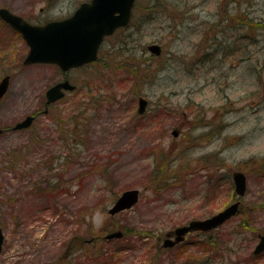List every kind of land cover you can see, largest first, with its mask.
Masks as SVG:
<instances>
[{
	"label": "rangeland",
	"instance_id": "obj_1",
	"mask_svg": "<svg viewBox=\"0 0 264 264\" xmlns=\"http://www.w3.org/2000/svg\"><path fill=\"white\" fill-rule=\"evenodd\" d=\"M79 1L0 7L37 22ZM26 53L0 19V79L10 75L0 102V264H264L253 251L264 234V0H137L131 24L105 39L97 62L70 71L77 90L46 114L45 91L61 75L23 65ZM36 111L27 128H10ZM235 170L246 175L240 212L162 247L167 231L239 198ZM132 188L138 201L110 213Z\"/></svg>",
	"mask_w": 264,
	"mask_h": 264
},
{
	"label": "water",
	"instance_id": "obj_2",
	"mask_svg": "<svg viewBox=\"0 0 264 264\" xmlns=\"http://www.w3.org/2000/svg\"><path fill=\"white\" fill-rule=\"evenodd\" d=\"M133 0H90L81 3L75 12L67 18L49 21L43 25L31 24L21 16L14 14L5 7H0V17L17 29L29 49L23 59L24 64L38 62L55 63L62 70L76 67L91 62L97 57L98 47L105 35L111 34L115 28L125 25L130 16ZM148 49L159 54L161 48L158 44L148 45ZM9 84V75L0 79V101ZM68 79L58 82L46 90V105L55 101L64 94V89H74ZM146 100L139 98V112L144 110ZM46 111V110H45ZM34 116L27 115L18 121L12 129L27 127ZM3 131L0 128V133ZM174 135L176 131H173ZM232 179L235 192L243 195L246 188V178L241 171H234ZM139 197L136 188L123 191L109 209L110 213L130 208ZM239 201L233 202L224 209L205 219H194L188 224L176 227L167 233L163 240V246H172L184 238V234L190 230H209L224 222L230 216L238 212ZM174 234V239L170 235ZM121 231L112 232L106 238L121 236ZM3 242V233L0 226V251ZM264 250V234L259 235V241L254 252Z\"/></svg>",
	"mask_w": 264,
	"mask_h": 264
},
{
	"label": "flooded vegetation",
	"instance_id": "obj_3",
	"mask_svg": "<svg viewBox=\"0 0 264 264\" xmlns=\"http://www.w3.org/2000/svg\"><path fill=\"white\" fill-rule=\"evenodd\" d=\"M53 0H51V1H48L49 3L50 2H52ZM84 1H89V0H81V1H79V3L77 4V6L81 3V2H84ZM136 2H137V0H134V4H133V6H132V10H131V19H132V17H133V15H134V10H135V6H136ZM76 6V7H77ZM75 7V8H76ZM75 8L71 11V13L75 10ZM70 13V14H71ZM70 14H68V15H70ZM68 15H66V16H68ZM65 17V16H64ZM25 18V17H24ZM58 18H62V17H58ZM26 20H28V21H30V19H28V18H25ZM53 19H56V18H53ZM48 20H52V19H46V20H44V21H37V22H32V21H30V22H32V23H36V24H42V23H45V22H47ZM57 67V70H58V73L61 75V77L59 78V79H57L56 81H54V83L53 84H55V83H58V82H60V81H62V80H64L65 78H67V79H69L70 80V77H69V75H70V71L71 70H73V68H71V69H69L67 72L65 71H62L58 66H56ZM70 82L72 83V81L70 80ZM86 84V83H85ZM75 85H76V83H75ZM76 87V86H75ZM77 90V88L74 90V91H76ZM67 92V91H66ZM71 92H73V91H71ZM45 96V95H44ZM44 100H45V97H44ZM45 103V102H44ZM52 104H50L49 106H51ZM49 108V107H48ZM48 111H49V109H48ZM48 111L46 112V113H48ZM41 112L40 111H36V112H34V113H32L33 115H35V118L40 114ZM45 113V114H46ZM35 118H34V120H35ZM239 203H241V200L239 201ZM241 206V205H240Z\"/></svg>",
	"mask_w": 264,
	"mask_h": 264
},
{
	"label": "trees",
	"instance_id": "obj_4",
	"mask_svg": "<svg viewBox=\"0 0 264 264\" xmlns=\"http://www.w3.org/2000/svg\"><path fill=\"white\" fill-rule=\"evenodd\" d=\"M165 158H167V157H165ZM169 160V159H168ZM172 159H170V161H171ZM155 161H157V163L158 164H160V167H161V165H166L165 163H163V160H162V162L161 161H159L158 159H157V157L154 159V162ZM170 161H168V164H170ZM167 162V161H166ZM167 168V167H166ZM166 168H164V169H162L161 170V172H163ZM161 169V168H160ZM157 176V175H156ZM155 176V177H156ZM155 177H153V180H155ZM168 180V179H167ZM166 180V181H167ZM58 185L56 184V183H51L50 184V186H49V190L50 191H52V190H56L58 187H57ZM255 208H260V207H263V204H259V205H255L254 206ZM245 219V218H244ZM241 220V225H247V221H245V220ZM159 249H160V247H159ZM103 254V253H102ZM98 257H100V256H97V258ZM151 259V258H150ZM52 264H66L64 261H63V259L61 258V257H59V258H57Z\"/></svg>",
	"mask_w": 264,
	"mask_h": 264
}]
</instances>
